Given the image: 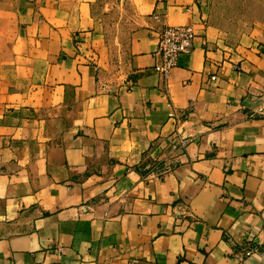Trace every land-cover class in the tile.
Instances as JSON below:
<instances>
[{
	"label": "crops",
	"instance_id": "1",
	"mask_svg": "<svg viewBox=\"0 0 264 264\" xmlns=\"http://www.w3.org/2000/svg\"><path fill=\"white\" fill-rule=\"evenodd\" d=\"M95 1L0 0V264H264V31L223 53L207 0H120L116 65Z\"/></svg>",
	"mask_w": 264,
	"mask_h": 264
},
{
	"label": "rangeland",
	"instance_id": "2",
	"mask_svg": "<svg viewBox=\"0 0 264 264\" xmlns=\"http://www.w3.org/2000/svg\"><path fill=\"white\" fill-rule=\"evenodd\" d=\"M93 13L98 29L105 34L114 64H122L136 25L134 13L120 0H96ZM204 13L203 35L223 53L243 54L264 31V0H207ZM5 28L2 16L0 31ZM3 45L4 40H0V52Z\"/></svg>",
	"mask_w": 264,
	"mask_h": 264
},
{
	"label": "built area",
	"instance_id": "3",
	"mask_svg": "<svg viewBox=\"0 0 264 264\" xmlns=\"http://www.w3.org/2000/svg\"><path fill=\"white\" fill-rule=\"evenodd\" d=\"M197 31L193 24H172L162 28L156 53L154 69L167 78L176 66L178 57L182 52H190L194 46ZM212 78H215L213 76ZM174 112H171L173 115ZM253 248L245 251L244 255H251ZM264 253V242H263ZM243 258V256H240Z\"/></svg>",
	"mask_w": 264,
	"mask_h": 264
}]
</instances>
